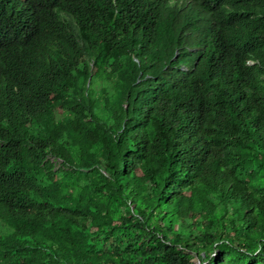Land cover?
Here are the masks:
<instances>
[{"label":"trees","instance_id":"obj_1","mask_svg":"<svg viewBox=\"0 0 264 264\" xmlns=\"http://www.w3.org/2000/svg\"><path fill=\"white\" fill-rule=\"evenodd\" d=\"M67 1L31 25L0 0L4 81L38 71L21 47L49 36L44 14H103L41 90L0 86V264H264V0L193 23Z\"/></svg>","mask_w":264,"mask_h":264},{"label":"clouds","instance_id":"obj_2","mask_svg":"<svg viewBox=\"0 0 264 264\" xmlns=\"http://www.w3.org/2000/svg\"><path fill=\"white\" fill-rule=\"evenodd\" d=\"M13 1L14 9L17 11L19 17H30V23L35 24L37 13L41 9V0H10ZM226 1L231 0H129L135 6L150 5L152 8V18H156V11L154 5L163 3L171 9H178L186 14L189 23H193L196 18H210L211 21L216 18L218 14L226 15L223 9ZM68 3L64 0V4ZM90 7L86 6V12L75 16H66V8L60 11L57 6L51 15L53 20H50L48 14L41 19V28L46 30L49 36H42L41 40H34L31 47L32 53L31 62L38 68L37 72L27 74L28 64L18 65L5 78V81L0 77V86L8 88L13 93H18L21 90L32 88L35 91L41 90L47 83V76L41 65L49 67L50 63L56 58L62 56L66 50H70L72 46H77L80 52L88 51L95 46V42H91V36L100 34L98 27L103 19L101 9L95 5L94 1H89ZM193 9V10H191ZM165 22V19H159ZM214 20L213 22H215ZM27 29V28H25ZM6 54V53H5ZM1 55L0 59L5 55ZM253 65V61L248 62ZM92 67L94 64L91 63ZM56 168H60V160L53 158Z\"/></svg>","mask_w":264,"mask_h":264},{"label":"rangeland","instance_id":"obj_3","mask_svg":"<svg viewBox=\"0 0 264 264\" xmlns=\"http://www.w3.org/2000/svg\"><path fill=\"white\" fill-rule=\"evenodd\" d=\"M195 264H202L200 260H198V258L195 260L194 262Z\"/></svg>","mask_w":264,"mask_h":264}]
</instances>
